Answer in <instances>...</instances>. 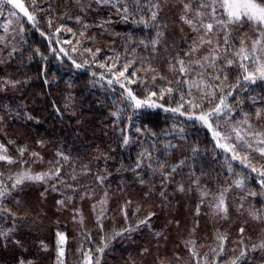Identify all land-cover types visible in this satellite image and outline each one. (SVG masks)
I'll return each mask as SVG.
<instances>
[{"label": "trees", "instance_id": "obj_1", "mask_svg": "<svg viewBox=\"0 0 264 264\" xmlns=\"http://www.w3.org/2000/svg\"><path fill=\"white\" fill-rule=\"evenodd\" d=\"M21 2L34 20L16 8L22 28L16 39L22 45L8 69L0 64V143L13 159L28 165L39 160L41 169L52 172L58 195H50L48 204L31 191L4 200L16 211L11 210L8 222L0 220V264H55L56 226L74 243V261L87 248L93 264H264V176L233 159L195 118L231 92L225 111H232V121L247 119L264 134V80L244 81L233 55L244 33L250 47L255 26L229 25L230 47L216 25L213 31L219 35L206 34L213 41L209 45L200 40L206 33L200 19L213 22L211 8L199 7L202 0L186 1L189 10L174 5L162 10L161 0ZM154 5L158 14L152 20ZM197 11L204 17H196ZM217 46L222 59L212 71L201 70L203 57ZM227 59L236 62L227 66ZM178 60L185 61L184 75ZM126 65L128 73L118 82ZM142 71L155 80L153 87L136 80ZM225 73L228 80L217 87L221 81L211 75ZM194 76L205 82L203 91L215 92L217 98L209 103L204 96L203 107L191 112L186 84ZM238 82L239 87H229ZM126 89L159 107L136 108ZM181 96L179 111L165 110L179 107ZM13 172L0 162V187H12ZM238 180L242 187L236 186ZM241 198L245 208L235 210ZM48 210L57 218H49ZM82 214L90 225L85 221L73 229ZM63 217L66 223L53 225ZM20 219L24 222L14 221ZM46 219L51 220L47 227ZM88 226L91 236L80 229Z\"/></svg>", "mask_w": 264, "mask_h": 264}, {"label": "snow or ice", "instance_id": "obj_2", "mask_svg": "<svg viewBox=\"0 0 264 264\" xmlns=\"http://www.w3.org/2000/svg\"><path fill=\"white\" fill-rule=\"evenodd\" d=\"M96 2L97 3H109L110 0H96ZM136 3L138 4L139 0H136ZM2 4H9L13 8H17L21 12H23L25 16H27L29 21L34 20V16L27 11V8H25L21 0H0V5ZM154 7H158V5H154ZM199 7L200 8H205V7L211 8V12L208 13V16L210 17L211 21H213L209 23H204V20L200 19L199 21L200 26L206 30L205 36L200 37V40L202 43H206L209 45L212 44L213 42L212 38H206V34L212 33L213 36L219 35V32L213 31L214 26L219 25L221 26V31L224 32V37H223L224 44L229 45L230 47H234V45H230L229 43L231 39V33H230V30L228 29V26L229 25H241L242 26L244 23H251L252 25L255 26V31L257 33V36L255 39H252L251 37L248 38L251 41L250 47L246 44L244 40V36L247 35V33H244L240 37L239 49L236 52H234L233 55L239 61L238 67L242 68L244 71V74H243L244 81L254 84L256 83L257 79L264 80V0H202ZM185 10H189V5L187 4L185 5ZM123 11L127 13L129 11V8L125 6L123 8ZM217 13H220V15L223 18L218 17ZM12 14L15 15L16 13H12ZM156 15L157 14L155 12L152 13V17H151L152 20L156 19ZM204 15L205 14L203 12H200V11L196 12V17L198 18H202L204 17ZM124 19H127V17L125 16ZM182 19L184 18L182 17ZM184 22L189 24V26H192L194 31L199 30L195 26V22L193 20L185 19ZM157 35L158 36L162 35V33H157ZM198 47L199 45L194 46L192 48V51L193 52L197 51ZM225 51H227V49H225ZM218 53H219V47L217 46L210 50L209 56L203 57V60L208 62L209 68H215V62L218 59H222V57H220ZM245 61H249L250 63L246 64L244 63ZM235 62L236 61H234L233 59L225 60V63L227 66H232ZM177 63L180 65L179 72L181 73V75L186 74L187 67L185 65V61L178 60ZM196 63L200 64L199 61H196ZM200 66L203 67L202 64H200ZM77 67H80V65H77ZM125 72H127V66L124 67L123 71H120L118 73L117 75L118 82H119V77H123L125 75ZM221 73H223V69H221ZM163 78L164 77H161V79ZM212 78L215 80L221 81V85H218L217 87H222L224 82L228 80V76L226 73L223 74L222 76L215 75ZM111 83L112 81L109 80V84ZM204 83L205 82L203 80H201L199 83L194 81L192 86L196 87L198 91H201L203 96L209 97V103H212V100L216 99L217 97L215 95V92H206L201 89V84H204ZM120 86L122 88L125 87L123 83H121ZM239 86H240L239 82L234 86L229 85V87H239ZM206 87H213V86L211 84H207ZM126 91H128V97L132 101H134L136 108H141L145 105H147L148 107H159V105H156L154 103H149L147 100L142 101L140 99H137L136 96L130 90L126 89ZM164 91H165L164 89H161V93H163ZM172 91L173 89L171 88L167 89L168 93H171ZM152 95H155V93H152ZM189 95H192L191 91H189ZM226 95H231V92L227 93ZM226 95L219 97L218 103H216L210 110L200 113L195 118L201 121L202 124L207 126L210 130H212L214 138L231 140L232 139L231 134H226L225 136H222L221 132L213 129V126L211 123L214 116H219L222 114L223 110L228 109V105L225 102ZM181 101L182 103L179 105V107L172 108V109H165V110L173 111V112L179 111V108L183 107V102H184L183 96H181ZM187 103L190 105L191 108L203 107L202 103H195L191 100L187 101ZM180 114L184 115V112H181ZM257 116H259V113H257ZM191 118L192 116L189 115V119ZM243 123H248L247 119H245ZM250 127L251 125H249V128ZM232 132L235 133V142L237 143L221 144L219 143V140H218V146L223 148L225 151L232 152L233 159H240L241 154H240L238 145H243L248 148H251L252 145L249 140H247L244 136L241 135L240 131L237 128L235 127L232 128ZM260 135H264V134H260ZM124 143L125 144L128 143L127 139H125ZM259 143L264 144V139L260 140ZM0 149H3L2 145H0ZM255 150L259 151L261 155H264V148H257ZM4 151H6V149ZM4 159H8V158L4 155H0V160H4ZM242 162L245 163V166H249L250 161L247 155L243 157ZM252 171H257V169L253 167ZM259 174L261 176H264V171H261ZM24 178L40 180L42 179V176L38 175L35 177H31V176H28L27 174H24L22 177L16 180V184L17 185L21 184ZM261 183H262V186H264V181H262ZM236 186L242 187L243 181L242 180L236 181ZM3 195H4L3 191H0V196H3ZM251 195H256V193H251ZM220 204L221 205L223 204L222 199L220 201ZM141 223H146V221H141ZM240 231L243 232L244 231L243 228ZM57 235L60 238L59 242L63 243L65 239L64 235L62 233H57ZM260 247L264 248V243H262ZM62 251L63 250L61 249V254H62ZM97 251H103V249H98ZM240 255L244 256L245 253L241 252ZM90 259L91 258L89 257V260ZM232 264H236V261H233Z\"/></svg>", "mask_w": 264, "mask_h": 264}, {"label": "rangeland", "instance_id": "obj_3", "mask_svg": "<svg viewBox=\"0 0 264 264\" xmlns=\"http://www.w3.org/2000/svg\"><path fill=\"white\" fill-rule=\"evenodd\" d=\"M188 1V0H186ZM186 1L185 0H161L162 2V10H164L165 8L169 7L170 5H174V8H180V7H185L186 5ZM155 12L156 14H158V10L157 7L154 8V10L152 11V13ZM12 13H16L15 15H13ZM157 16V15H156ZM17 17H18V12L16 10V8H13L11 5L9 4H2L0 5V64L1 67H5L6 69L9 68L10 66V60L13 59L15 57V55L19 56L21 49H20V45H22V42L19 44V40L16 39L17 37L21 36L22 33V28L19 24V22L17 21ZM92 60L94 59V57H91ZM203 65V67L199 66V68L201 70L207 71V70H211L212 68L208 67V62L207 61H202L201 63ZM127 69H128V65ZM215 67H216V63H215ZM5 70L6 75H8V70ZM123 69V67L121 68ZM224 71V70H223ZM215 72V71H214ZM213 72V73H214ZM128 73V71H127ZM213 77V74L211 75ZM125 78V77H122ZM129 80H132V77H129ZM136 80L141 81L142 86H146V87H153L150 86L152 82H154L155 80H153V78L148 77L146 75V73L144 71H142V73L140 74V76L136 77ZM200 82L199 81V76H194L189 84H186V90H187V94L188 96H190L191 101L195 102V103H205L206 101H203L204 96L202 95L201 91H198L196 87L192 86L193 82ZM189 91H191L192 95H189ZM210 92V91H208ZM188 108L191 112L195 111L196 108H191L190 105L188 104ZM227 115H226V114ZM232 111L231 110H223L222 114L219 116H214L213 117V122L214 124H212L213 129L216 131L221 132L222 136H225L226 134H231L232 139L231 140H227V139H220V143H237L235 142V133L232 132V128H237L241 135L244 136L247 140H249L251 142L252 147L248 148L246 146L243 145H238L240 154H241V158L243 160V157L245 155L248 156L249 158V166L250 167H254L257 169V171L261 172L264 171V155H261L259 151H256L255 149L257 148H264V144H260L259 141L264 139L263 134L261 131H259V133H257L254 129V127L250 124V123H243V121L241 122H233L232 121ZM249 125H251V127L249 128ZM225 132L224 134L222 133V130ZM0 145H2L0 143ZM3 146V145H2ZM6 148L3 146V149H0V155H4L6 156L8 159H4V160H0V162L8 164L9 167H12L14 169V172L12 173V180H13V184L11 188H5V187H0V191H3L4 195L0 196V220H4L6 222H8V219L12 218V214H11V210H15L13 208L12 205H10L8 202L6 201H11L13 197L15 196H22L24 193L31 191L34 192L38 197H40L42 199V201L44 203L48 204V198L50 195L56 193L58 195V192L56 190V188L53 186L52 181H51V175L52 172L50 170H45V169H41V164L40 161H36L35 165L34 163L31 165H28L27 162L25 161H20L18 160V158H11L8 155V151L6 149V151H4ZM230 152V151H229ZM232 153V152H231ZM11 161V162H9ZM24 174H27L28 176L31 177H35V176H42V179L40 180H36V179H27L24 178L23 182L19 185L16 184V180L20 177H22ZM51 190V191H50ZM14 191V192H12ZM2 198V199H1ZM242 199H238L237 202H235L234 204V209H241V208H245V203L242 202ZM204 200L203 197H199L198 198V203H202ZM59 203H63V198L59 195ZM14 204L15 205H21L19 200L14 199ZM44 207V206H43ZM45 208V207H44ZM66 209L68 207H65ZM47 209V208H45ZM246 209H249L246 208ZM16 211V210H15ZM68 211L70 213V215L74 216V218H76L75 212L73 210H71L70 208H68ZM31 213V212H30ZM67 213V212H66ZM48 217L51 219H56L57 217L55 215H53L49 210L47 212ZM78 215H81L78 214ZM67 216V215H66ZM83 218L81 217V222H79L78 220H75L72 223V227L74 229V227L77 226V224H83L85 221H87L88 225H90V222L85 218V214H82ZM47 217V219H48ZM64 218V217H63ZM62 220H54L55 222L53 223V225H62L64 223H66V218H64V221ZM45 220L44 224L47 227V223L46 221H51V220ZM15 222L17 221H22V219L20 220H14ZM41 222H43V220L41 219ZM98 222V221H97ZM103 227L101 226V230H102V236L100 238V241L102 243H105L106 239H105V234L103 231ZM56 233H55V242H56V261L55 264H93L92 259H93V254L87 250H85V253L83 254V257L78 258L74 261V243L72 242V240H70V238H68V235L66 233V230H62L60 229V226H56ZM80 229H85L87 231V233H85L86 235H88L92 229L90 226H88V228H81ZM57 233H62L65 237L63 243H60L59 240V236L57 235ZM88 236H91L90 234ZM61 249L62 254H61ZM73 249V250H71ZM89 257L91 258L89 260ZM98 264H103L101 261H98Z\"/></svg>", "mask_w": 264, "mask_h": 264}]
</instances>
